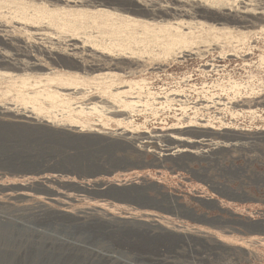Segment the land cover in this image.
Wrapping results in <instances>:
<instances>
[{
    "label": "rangeland",
    "instance_id": "1",
    "mask_svg": "<svg viewBox=\"0 0 264 264\" xmlns=\"http://www.w3.org/2000/svg\"><path fill=\"white\" fill-rule=\"evenodd\" d=\"M32 1L0 0V25L24 42V49L31 54L37 46L54 49V59L40 56L43 70L0 76V106L42 118L38 123L0 115V184L13 190L23 178L49 175L53 190L79 199L74 205L108 204L118 217L129 212L143 218L150 211L152 218L168 224L163 225L168 237L156 238L159 231L154 229V237L120 230L114 238L99 233V223L79 228L63 219L41 222L32 212L21 216L13 204L0 203V264H48L58 254L51 242L59 245L62 240L109 250L130 264H264V234L249 238L248 230L234 223V238L219 240L213 224L187 215L192 209L206 219L250 222L257 219L254 211L264 212V22L239 30L224 21L231 30L220 31L224 26H210L217 22L184 19L177 31L162 27L155 32L142 22L149 18L143 14L134 13L132 19L80 18L61 1L49 11ZM259 1L254 2H264ZM27 16L44 24L42 35L21 29L24 21L18 17ZM175 34L183 39L172 41ZM72 37L112 61L129 56L138 62L124 72L120 64L108 77L98 75L100 71L84 73L70 65L65 48L74 42ZM0 69L11 71L4 65ZM188 130L212 132L198 137ZM175 132L194 140V158L161 155L162 149L176 145L164 135ZM223 133L248 138L226 140ZM230 142L237 143L215 145ZM95 179L110 186H94L89 195L77 190L78 184ZM221 184L248 198H229ZM32 189L47 200L49 189ZM218 230L230 235L226 227Z\"/></svg>",
    "mask_w": 264,
    "mask_h": 264
},
{
    "label": "bare ground",
    "instance_id": "2",
    "mask_svg": "<svg viewBox=\"0 0 264 264\" xmlns=\"http://www.w3.org/2000/svg\"><path fill=\"white\" fill-rule=\"evenodd\" d=\"M58 1H61L64 4L63 8H68L69 11L75 10L76 16H79L80 18H86V16L90 15L92 18L101 19L102 18L101 16H104V15L111 16L112 15V16H116L119 18L132 19L130 15H133L134 13L143 14L145 16H149V18L148 20H143L142 22H144L147 26L149 25L154 26L152 30H155V32H159L160 31L159 28H162V27L168 28L169 30L173 29L177 31L178 28L182 26V23L180 20H184V19H190L189 22L191 23H200V19L204 21L217 22L215 24H210V26H213V25L215 26L218 24L220 26H224V27H220L219 29L220 31L231 30L230 29L231 27H228L227 25H225L227 23H225L224 21L228 22V24L233 23L234 25H236L235 28L237 29L239 28V30L241 28L243 29L247 27H252L255 24H260L264 22V2L262 3L263 0L262 1L260 0L262 4H259V5L255 4L254 1L256 0H34L32 2L36 4L35 6H39V7L41 6L42 9L45 8L44 9L45 11H49L51 7L56 8L57 6H60ZM37 2H40V3H37ZM252 2H254L253 4L255 5L251 4ZM238 4H241V5H238ZM70 8H74V9H70ZM117 11L122 12V13H117ZM168 18H172V19H168ZM18 20L24 21V22H20L21 29L28 31L30 34L34 36L42 35L41 33H43L44 29H46L45 27L41 26L44 24H41V22L37 21L33 16H27L24 18L18 17ZM106 20L110 21L111 19L107 18ZM172 20H177V21H172ZM218 21H223L224 23H221ZM34 24H40V25H34ZM46 25H49V24H46ZM75 25L77 27L76 29H79L81 26V24L79 23H76ZM9 31L10 30L6 26L0 25V65H4L5 68L11 69V71L0 72V76H6V77L25 76L23 75V72L20 74L14 73V72L16 71L33 72V71L43 70V64L41 62L40 56L48 58V59H54V52L52 51L54 49H51L50 47L42 48V47L37 46L36 49L33 51L35 54H31L26 49H24L25 48L24 42H22L21 40L17 38H14L13 35H9ZM171 37H172V41H179L180 39H183L182 35H177V34H175V36L172 35ZM70 40H74V42H72V44H68L70 45V48L68 49L65 48L66 50L69 51L67 53L72 57L70 65L72 67L81 69L84 73H89L90 71L92 72L100 71L98 75L108 77L114 74L112 73L111 69H118L120 64H124L125 67L121 69L124 72L125 69H127L134 63L138 62V61L134 62L135 59L133 60L129 56L127 57V59L122 58L123 60H119L117 62L112 61V58H108V56L105 55V53L104 54L101 53L99 55L96 54L97 52L96 53L94 52L95 49H93L92 47L90 48V45H86L85 42H82L81 44H79L75 41L74 37H72ZM5 47H9L10 50H4ZM62 50L64 51V53L66 52L64 49ZM55 51H58V50H55ZM135 53L136 52H133V51L131 52V54H135ZM118 59H121V58H118ZM44 73L46 74L47 72H44ZM46 75H48V73ZM134 102L135 101L132 100L130 101V104ZM8 113L12 117L25 118L30 122L34 121V122L39 123L41 122L40 120L42 119V118L41 119L37 118L34 115H31L30 112H29L30 114L24 113V112L22 113L13 112L12 113V109L8 107L0 106L1 116H7ZM119 115H122V114H119ZM127 118L128 117H123V119H127ZM44 121L45 120H43V122ZM46 121L44 123L52 125V123L48 121L46 122ZM68 128L69 127H67V129ZM188 131L190 133H187V134L198 136V137L200 136L206 137L210 135L212 132V131L204 130L203 133L200 134L198 133V132H201L199 130H188ZM109 134L114 135V133H110V132ZM118 134H121V132H118ZM223 134L227 135V136H223L224 138H226V140L237 139L233 137H239L242 139L248 138L238 133L236 134L223 133ZM260 135L264 137V133ZM158 136H159L158 134H151L150 138H156ZM164 136H166V138L168 139L167 141L168 143H174V144L176 143V145L170 148L166 147V149H162L165 151L164 154H161L162 156L173 157V156H183L184 155V156H187L188 158H194L192 154L196 151L190 149V144L193 143L194 140H192L189 136H186L183 132L165 134ZM201 139H205V138H200L199 140ZM199 140H196V142H199ZM234 143H237V142H234ZM234 143L224 144V145L215 144V145L217 146L236 145ZM201 145H204V144H201ZM203 152L206 153V150H204ZM53 180H54L53 177L52 176L50 177L49 175H43L40 177L30 176L27 178H23V180L18 182L17 185L13 187V190L9 189L8 187L2 186L0 184V190L4 191L2 195L0 194V203L1 204L2 203L13 204L16 207L15 211L18 214L22 212L24 213L32 212L35 215V217L41 222L50 221V222L55 223L59 219H63V221L66 224L68 225L72 224L73 226L76 225L79 228H85L87 226L95 228L99 226V224H101L102 227L100 228L99 226L98 232L99 233L102 232L103 234H112L109 236H113L114 238H117V233L120 230L128 231L132 236L136 234H140V235H143V237L144 236L148 238L150 236L154 237L155 236L154 229H157L159 231V234L158 235L156 234V238L168 237L167 236L168 234L166 232H163L165 231L163 230L164 229L163 225L168 226V224L166 223L164 224L163 220L160 217L152 218V216H155V215H153L152 212L150 211H144V213H142L144 215L143 218H138L135 215H133L134 213H129L128 211H127L128 212L127 214L121 215L118 217L114 213L109 212L108 204L100 205V206L78 207L77 205H74L73 201L74 200L78 201L79 199H74L70 195V193H64V191L61 192V191H58V190L56 191L55 189L54 190L52 189L51 185H52ZM102 180L100 179H95L93 181L88 180L85 182V184L87 185L89 182H91L92 183L90 184L91 187L83 185V184H78L77 190L80 193L88 194V193H92V190H93L92 187L94 186H98V185L99 186H102V185L110 186L109 182H103L104 180L103 181ZM34 186H41V187H44V189H49V192L47 193V198H45L47 199L46 201L43 199V197H41L42 198L41 200L38 196H36L33 193L32 187ZM221 186H223L222 190L226 193V195L229 198H232V199H247L248 198L245 193H238L236 190H233L222 184ZM167 197L173 203H176L175 199L172 196L169 195ZM175 207L176 209L180 208L179 205ZM187 213H188L187 214L188 216H192L193 218L202 217V219H205L206 222L213 224L212 226L216 228L214 231L219 233V235H217L218 236L217 238L219 240H225V238H234L235 234H233V231L235 229L231 225L234 223L247 229L248 232L251 234L248 236L249 238L253 237V239L254 238L260 239V236L256 237V236H253V234L255 233L256 235L264 234V221L263 220L244 222V221H235V220H224L221 217H216L213 219H206L204 215H201V216L196 215L195 211L192 209H189ZM150 216L151 218H149ZM220 227L228 228V230L226 231H228L230 235H224L222 230H218V228ZM172 229L178 230L175 228V226H172ZM131 239H135V238H131ZM39 240L40 239H38V241ZM53 240L55 241V239ZM70 241L62 240L59 245H56V244L53 245L54 242H51V247L53 251H56L58 254L56 255L55 259H53L52 261L48 259L49 261L48 264H58L59 262L55 261L57 259H60L61 262H63L62 264H93V262L94 264L95 263L97 264H130L128 263L129 261L128 262L121 261L119 260L118 257H115L113 254L111 253L109 254L108 249H107L108 252H105L102 249L90 248L87 245L83 246V244L81 245V244L76 243L75 241L74 242H70ZM64 251H70L71 253H69L65 258H62L61 254ZM76 258H77V261H76Z\"/></svg>",
    "mask_w": 264,
    "mask_h": 264
},
{
    "label": "built area",
    "instance_id": "3",
    "mask_svg": "<svg viewBox=\"0 0 264 264\" xmlns=\"http://www.w3.org/2000/svg\"><path fill=\"white\" fill-rule=\"evenodd\" d=\"M264 212H262V210H260V212H257V211H254V214H256L257 216V219H253L254 221H256V220H264V214H263ZM247 218V217H246ZM248 219L249 220H252V219H250L249 217H248ZM248 220V221H249ZM260 237H263V236H260Z\"/></svg>",
    "mask_w": 264,
    "mask_h": 264
},
{
    "label": "water",
    "instance_id": "4",
    "mask_svg": "<svg viewBox=\"0 0 264 264\" xmlns=\"http://www.w3.org/2000/svg\"><path fill=\"white\" fill-rule=\"evenodd\" d=\"M38 175H41V174H44V171H37L36 172ZM98 174V173H97ZM107 174H110V173H107ZM96 176V175H95Z\"/></svg>",
    "mask_w": 264,
    "mask_h": 264
}]
</instances>
